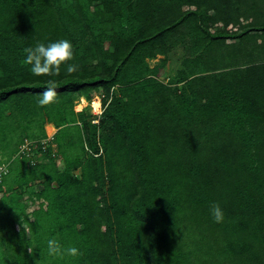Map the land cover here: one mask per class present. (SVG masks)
I'll use <instances>...</instances> for the list:
<instances>
[{"label": "trees", "instance_id": "obj_1", "mask_svg": "<svg viewBox=\"0 0 264 264\" xmlns=\"http://www.w3.org/2000/svg\"><path fill=\"white\" fill-rule=\"evenodd\" d=\"M258 3L259 0H0V103H4L0 106L5 108H0V154L8 163L23 139L34 137L18 136L16 145L8 146L12 139L6 130L10 125L3 121L15 115L11 102L26 101V105L22 104L24 110L31 115L41 112L42 132L37 138L46 136V123L58 128L54 141L64 156L65 168L61 171L49 152L45 153L49 163L29 167L26 162H17L20 171L15 180L9 183V177H4L0 182V264H264L257 253L246 254L256 248L251 240L256 237L255 229L247 225L257 224H245L244 216L257 215L263 223V184L246 186L248 199L242 202L243 211H223V222L212 224V234L217 228L229 236L223 241L218 236L219 240L211 244L215 256L204 259L200 255L203 247L189 248L178 242L176 228H170L162 218L161 200L152 199L158 190L149 183L157 175L150 144L176 126L196 129L195 111H210L214 115L212 124L223 119L227 126L221 132L210 128L205 136L198 133L197 138L204 139L202 144L195 145L191 140L184 143L188 151L196 147L191 158L205 153L204 161L192 166L194 170L203 172L205 166L211 177L221 176L214 148L220 143L226 157L223 161L232 157L240 160L235 169L239 176L243 175L241 178L258 168L256 158L264 138V97L255 98L254 87L245 78L217 76L201 82L200 76L194 75L179 91L159 80L166 59L154 68L148 64L149 59L165 55L182 41L183 34L178 33L186 29L190 44L183 41L185 66L198 60L200 67L205 59L203 68H210L216 64L214 55L204 49L215 42L226 46L232 42L227 39L241 40L244 34L252 33V27H244L248 23L242 24L251 13L243 16L242 12ZM236 26L240 31H232ZM59 39L71 42L73 60L61 65L58 75L33 76L30 66L24 64L25 49L37 41L47 44ZM195 52L198 56L191 57ZM73 63L78 65V71L68 74L67 64ZM194 70L192 74L197 72ZM49 88L64 91L58 100V105L64 104L61 115L38 104ZM115 88L121 90L125 100L115 94ZM99 93L103 94V126L99 131L101 147H94L87 118L83 112L74 111L72 97L77 94L91 100ZM150 97H158L152 107ZM54 115L65 124L70 121L81 127L84 150L91 155L88 159H82L83 154L69 161L63 154L58 137L60 125H56ZM187 136L196 138L193 133ZM123 147L125 154L120 160L116 156L122 157L119 150ZM230 175L221 180V185L228 183ZM213 180H197V199H210L208 190L211 184L215 186ZM12 193L21 197L8 204L7 197ZM29 207L33 208L28 211ZM23 224L32 230L31 236L27 229L23 230ZM243 226H247L244 229L248 235L240 232ZM232 234L238 238L235 240ZM49 238L57 240L64 250L78 248L81 255L48 260L45 242ZM254 257L257 261L253 262Z\"/></svg>", "mask_w": 264, "mask_h": 264}, {"label": "rangeland", "instance_id": "obj_2", "mask_svg": "<svg viewBox=\"0 0 264 264\" xmlns=\"http://www.w3.org/2000/svg\"><path fill=\"white\" fill-rule=\"evenodd\" d=\"M222 5L224 7L227 6L225 4ZM189 8L193 9L194 7ZM184 9H187V7L185 6ZM230 10H234V8L231 7ZM247 12L251 13V17H248L247 19H245V21L243 20L242 24L248 23L244 27H252V33L244 34L241 40L227 39L228 42H232L225 43L226 46H221L219 44H216L215 42L212 46H208V48L204 49L205 51L208 50V53H212L214 55L213 63L216 62L217 65L212 63L213 65L210 68L205 69L203 67L206 66V61L205 59H203L200 67V62L198 60L193 63V65L185 66L184 60L187 58V53L183 41H185V44L189 45L190 36L187 34L186 29H182L180 33H178V35L183 34L182 41H179L178 44L169 49L165 55L158 54L155 58L149 59V66L151 68H154L160 65L163 59H166V64L159 74V80L164 85L176 87L179 91L185 87L183 86V84H186V81L192 78L194 75L200 76L198 79L201 82H205L207 79L217 76H235L238 79L245 78L248 83L254 87V97L261 100L264 97V0H259L258 6L249 8V11L248 9L243 10V16L247 14ZM211 13H213V11H211ZM232 31H240V26L233 27ZM191 55V57L196 58L198 56V52H195ZM192 69H195L197 72L192 74ZM115 89V94L117 96H121V90L117 91V89ZM63 92L64 91L55 92L56 99L50 104L43 105L45 110H53L56 113L62 114L63 111L60 110V108L64 104L61 103L58 105V100H60L63 96ZM102 95L103 94L99 93V95L93 96L91 100L80 97L77 94H74V96L72 97L74 111L77 113L83 112L87 118V122L89 123V136L92 141L91 143H93V146L95 145L94 147H101L99 131L102 130L103 126V121H101V113L103 107L101 106L102 108H99L95 111L92 103L94 100H101L100 97H102ZM41 97L42 96H40V99ZM121 97L123 100L126 99L125 96ZM83 98L85 100V103L81 105V101L83 100ZM157 98L150 97L148 100L149 106H154L153 103L157 101ZM11 103L13 104L15 115L13 118L6 117L4 119L5 121H3L5 122V124L10 125V127L8 126V129H10L6 130L9 132L8 135L10 134V140L12 139L8 146L16 145V141L19 140L18 136L24 134L34 136L33 138L29 137L30 143L39 140L40 138L37 137L41 135L43 125V122H41L42 117L40 116L41 112L37 115H31L29 110H24L23 105L27 104L26 101H23L22 103L13 101ZM2 104L4 105V103H0V105ZM0 108L2 109V111L5 109L1 106ZM208 112L210 111L203 110L199 113L195 111V115L193 116L196 119L194 120L197 121L196 129H181L180 127L176 126L173 127L174 129L171 128L169 131H166L164 135H161V138L159 140L153 141L150 144L152 148L151 158L152 160H154V166H156L157 175L156 178L154 180H151L149 183L152 188H156L158 190L156 192V196L152 199L156 200L157 202L161 200L162 218L169 223L170 228H176L174 235L177 237L176 239H178V242L185 244L186 247L189 248H192V245L203 247V251L200 252V255L204 259L206 258V256L211 258L215 256L216 252L214 251V249H211L212 243H215L216 240L219 239L223 241L224 237L229 236L226 232H224V230L220 231L217 228H215V230L217 231H214L213 234L212 232H210V228L213 229L214 227L212 226L214 222L210 216V208L212 207V205L218 204L223 211H237L238 213H240L241 211H243L244 207V203L242 202H246L248 199V195L244 191L245 187L250 185V183L254 184V186L260 185L261 183L264 187V138L262 140L260 139L262 141V150L259 151L260 153L256 158L258 168L251 174H246L244 178H241L243 175L239 176V171L235 169L236 165L239 164V159L235 160V157H232L228 159L229 161H223V159L225 160L226 158L222 154L224 153L223 146H221V144L223 143L218 144L217 149L216 146L214 147L216 157L219 159L217 162H219V166H221L222 169L221 176L218 175L211 177L205 166L203 169L204 176L203 172H200L202 174L199 173V168L198 170L193 169L197 164L201 163L200 160L204 161L203 156L205 153L197 154L196 157L191 158V153H194L193 148L195 149L196 147H193L190 151H188L184 148V143L191 140V142H193V144L195 145L196 142H200V144H202L204 139L197 138L198 133H201L205 136L208 132L211 131L210 128L216 127L217 132H221V130H223L222 128H226L227 126L224 122L222 123V121H224L223 119L215 121L216 124H212V120L214 121V115L211 114V112ZM54 117L56 119V125H60L58 137L59 140L61 139L60 142L64 148L62 151L63 154L69 157V161H72L73 159L78 158L79 155L82 156L83 154L84 155L82 156V159H88L91 155L89 154L90 152L87 151V153L84 150L85 141L82 136L81 127H79L75 123H71L70 121L65 124L66 121L57 119L56 115H54ZM219 118L222 117L219 116ZM189 121H191V119ZM45 127L47 138L50 135H54L56 131L55 127H53L51 124H46ZM104 127L107 129L109 127V123L106 122ZM192 133L196 136V138H188L187 135H192ZM43 141H46V139H43ZM39 143L40 142L38 141V144ZM54 143L55 142L53 141L51 144H53V146H56ZM124 147L119 150V153L122 154V157L116 156V158L120 160L123 159V155L125 154L126 149H124ZM1 154L0 160L5 159L6 157H3V155ZM57 156L58 154L54 153L52 159L53 161L56 160L58 167L61 169V171H63L65 169L63 164L64 156L61 157L60 154L58 158ZM102 156L104 157L105 154L103 153ZM234 160L237 162H234ZM44 162L45 164L49 163L48 161ZM215 163L213 165H215ZM126 164L127 163L125 162V167ZM233 166L234 169L231 170ZM51 168L52 167H50V170ZM18 171L20 170L17 169L16 165L12 166L11 172L7 176V178L9 177L7 179L9 183L10 181L15 180V178L19 174ZM189 171L190 173L188 174L187 172ZM79 173V169H77L75 171V174L78 176ZM229 174L231 175L229 176V178L227 177L228 183L221 185V180L225 179ZM214 178L215 180H213ZM202 179H211L213 180L215 185L213 188L212 184L209 187L208 193H210V199L206 202H202L200 198L197 199L195 195V187H198L197 185L200 183V181L198 182L197 180ZM107 185L108 181L105 182L104 189H106ZM30 191H32V189H30ZM72 196H74L73 193ZM20 197V194L12 193L9 197H7V203L12 204L11 200H15L17 198L19 199ZM24 203L28 206V202L26 201V199L24 200ZM262 207L264 209V206ZM32 208L29 207L28 211ZM70 209L72 208L70 207ZM244 216L246 217L245 224H257L256 226L247 225L248 227H253V229H255L254 231L256 237L251 238V240L255 243L256 248L248 251L246 254H248L249 252L257 253V256L259 255V260L261 261L264 259V215H261L263 223L258 221L257 218L260 217H258L257 215H251L253 217H247V215L245 214ZM247 226H243L240 232L248 235L249 233L247 232V228L244 229V227ZM257 227L261 228L258 229ZM219 232L220 235L218 234ZM218 236L220 238L216 239ZM232 236L235 240L238 238V235L236 234H232ZM172 241L174 242L175 238H173ZM249 255L253 256V254ZM251 260L253 262L257 261L255 257ZM202 264L211 263L203 262Z\"/></svg>", "mask_w": 264, "mask_h": 264}, {"label": "clouds", "instance_id": "obj_3", "mask_svg": "<svg viewBox=\"0 0 264 264\" xmlns=\"http://www.w3.org/2000/svg\"><path fill=\"white\" fill-rule=\"evenodd\" d=\"M73 60V45L71 42L67 39H59L54 42H49L45 44L44 42L37 41L34 46L26 48L25 49V58H24V64L27 66H30V73L35 76L39 77L42 75H58L61 65L66 64V62ZM78 71V65L76 64H67V73L72 74ZM55 98V92L53 89L49 88L47 89L41 99L38 101V104L43 106L50 104L54 101ZM99 99L100 108H102V97ZM86 99V98H85ZM49 125L50 123H46ZM45 124V125H46ZM44 125V130L46 133V127ZM54 126L53 124H51ZM55 127V126H54ZM56 128V127H55ZM58 128H56L55 133L57 132ZM51 141V143L54 141V136ZM43 139H47V134L42 139L36 140L32 142V145L38 144V141L41 142ZM30 142V138H24L23 141L18 145V151L17 153L9 160V162H5L3 160L0 163V168L3 171L2 178L0 182L3 180V178L7 177L11 172V164H20L22 162H26V164L29 167L36 166L37 164L44 163V161H48V159L45 157V153L51 154L53 156L52 152L55 150V153L59 156V151L57 148V144L54 143L56 146H53L51 143L45 150H39V154L35 156V163L32 164L31 160L28 159L26 156H24L22 153H20V146L25 141ZM55 142V141H54ZM17 156V158H16ZM57 156V158H58ZM56 158V159H57ZM21 161V162H20ZM56 161V160H55ZM18 162V163H17ZM18 164V165H19ZM47 164V163H46ZM210 216L214 223H222L224 220V213L221 207L218 204H213L210 208ZM23 230L25 231L27 229V234L29 236L32 235V230L28 228L27 224L22 225ZM2 235V233H0ZM29 251H31L29 249ZM67 255L68 257L72 258H78L79 255H81L80 251L76 247H69L66 250L62 248L60 243L55 239H47L45 242V257L48 260H56V259H63L64 256Z\"/></svg>", "mask_w": 264, "mask_h": 264}, {"label": "built area", "instance_id": "obj_4", "mask_svg": "<svg viewBox=\"0 0 264 264\" xmlns=\"http://www.w3.org/2000/svg\"><path fill=\"white\" fill-rule=\"evenodd\" d=\"M53 139V135H50L46 141H42L41 144L32 145L29 141L25 140L20 146V153L31 160L32 164L35 163V156L39 154V150H45ZM53 145V144H52ZM55 153L53 150L52 154ZM3 171L0 168V180L2 178Z\"/></svg>", "mask_w": 264, "mask_h": 264}, {"label": "bare ground", "instance_id": "obj_5", "mask_svg": "<svg viewBox=\"0 0 264 264\" xmlns=\"http://www.w3.org/2000/svg\"><path fill=\"white\" fill-rule=\"evenodd\" d=\"M85 103V100H84V98H83V100L81 101V105H83ZM92 106H93V108L95 109V111L96 110H98L99 108H100V103H99V101L98 100H94L93 101V103H92ZM82 107V106H81ZM80 107V108H81Z\"/></svg>", "mask_w": 264, "mask_h": 264}, {"label": "crops", "instance_id": "obj_6", "mask_svg": "<svg viewBox=\"0 0 264 264\" xmlns=\"http://www.w3.org/2000/svg\"><path fill=\"white\" fill-rule=\"evenodd\" d=\"M54 127V126H53Z\"/></svg>", "mask_w": 264, "mask_h": 264}]
</instances>
